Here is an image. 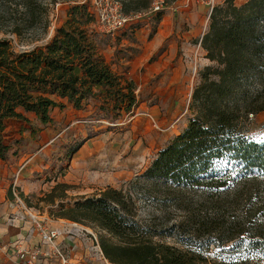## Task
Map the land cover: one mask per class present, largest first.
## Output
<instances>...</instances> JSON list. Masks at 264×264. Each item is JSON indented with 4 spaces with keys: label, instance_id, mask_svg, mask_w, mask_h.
<instances>
[{
    "label": "trees",
    "instance_id": "obj_1",
    "mask_svg": "<svg viewBox=\"0 0 264 264\" xmlns=\"http://www.w3.org/2000/svg\"><path fill=\"white\" fill-rule=\"evenodd\" d=\"M125 15L150 10L156 1L169 5L178 0H117ZM57 0H0V32L20 41L27 35L47 33L52 6ZM163 18L155 14L156 23ZM94 16L87 5L68 9L64 23L42 46L17 50L10 38L0 40V160L19 165L25 139L8 135L13 121L30 123L29 115L44 125L52 124V112L67 105L82 110L98 102L100 120L115 124L139 105L133 81L115 73L90 31ZM201 46L206 58L217 64L207 67L193 94L199 115L161 149L141 178L175 189H203L221 196L230 185L264 178V139L254 140L238 129L243 116L264 111V0L236 6L225 0L214 6ZM33 42V41H31ZM217 79L212 80L210 75ZM95 132L88 140L98 136ZM84 143L73 147L69 157ZM70 187L57 184L44 201L55 205L56 193L66 197ZM9 197L13 198L12 187ZM58 218L91 221L101 231L100 246L111 264H205L191 251L155 243L134 214V203L121 191L106 189L81 198L70 208L61 205ZM261 250L262 243L252 245ZM229 264H238L231 262Z\"/></svg>",
    "mask_w": 264,
    "mask_h": 264
},
{
    "label": "rangeland",
    "instance_id": "obj_2",
    "mask_svg": "<svg viewBox=\"0 0 264 264\" xmlns=\"http://www.w3.org/2000/svg\"><path fill=\"white\" fill-rule=\"evenodd\" d=\"M116 1L57 0L52 6L47 33L27 35L26 40L20 41L0 32V40L10 38L17 50L45 45L64 23L70 7L87 5L94 16L90 31L98 35L103 56L119 69L125 67L127 60L143 54L145 39L151 40L158 29L159 35L204 36L213 7L225 0H178L162 6L159 12L164 17L160 23L155 21L157 12L139 14L125 28L108 32L99 20L101 16L112 20L118 14L113 6ZM248 1L235 0V5L242 6ZM137 35L145 37L143 43L137 40ZM198 40L193 38L189 46L184 45L183 37L177 40L179 48L177 52L176 46L173 49L175 58L166 69L159 70L158 78L149 83L137 81L138 107L129 115L123 114L115 124L100 120L95 100L81 111L71 105L55 109L54 122L47 126L40 124L34 115H29L30 123L11 122L8 135L23 137L26 146L18 166L11 167L0 160L4 190L12 187L14 200L28 212L45 215L51 221H64L66 225L76 222L58 218L61 205L70 208L81 198L115 189L133 201L135 219L150 231L153 242L191 251L201 256L205 264H264V178L232 184L218 197L203 189L169 188L159 181L141 178L158 152L199 115L198 108L193 106L194 91L201 85L205 69L218 66L206 58L205 50L197 52ZM173 42L163 40L149 64L158 57L160 61ZM144 70L143 66L141 73ZM210 78L217 79L213 74ZM238 129L254 140L264 139V111L243 116ZM95 132L100 134L88 140ZM80 143L84 144L69 157L68 152ZM57 184L70 188L62 199L59 195L63 190H58L52 205L43 199ZM78 224L98 238L106 235L112 242H119L91 221ZM256 242L262 243L261 250L252 247ZM91 254L93 260L87 259L88 264H111Z\"/></svg>",
    "mask_w": 264,
    "mask_h": 264
},
{
    "label": "crops",
    "instance_id": "obj_3",
    "mask_svg": "<svg viewBox=\"0 0 264 264\" xmlns=\"http://www.w3.org/2000/svg\"><path fill=\"white\" fill-rule=\"evenodd\" d=\"M200 8L201 7H199V9ZM181 37L185 40V46H189V41L193 40V38H199L195 49H197V52L199 50L204 52V49L200 45V40L203 35H159L158 29V32H156V35H154L151 40H147L145 37L140 38L138 35L136 36L137 40L141 43H143L142 41L145 39L143 44L145 47V49H143L144 52L139 56H135L133 59L127 60L123 64L125 66L124 68L119 67L118 69L114 64H111V61L107 60V58L106 60L115 73L133 81L135 85L137 84V81L149 83L155 77L158 78L159 70L163 71L166 69L171 60L175 58L173 49L176 46L175 51L177 52V49L179 48L177 40ZM165 39H172V41H174L173 44H171V50L164 54L160 61L158 57L157 61L149 64L151 57L159 51V45ZM143 66L145 67V70L141 73ZM173 71L176 74L178 69L175 68ZM172 81H174V79ZM3 180L4 179L0 174V264H22L20 255L16 254L11 249L12 243H20L23 249L29 250L39 243L40 237L28 215L29 212L22 206L18 205L14 198L9 197L10 187H6L4 190L5 185L2 183ZM41 218L46 221V224L49 227H63L66 223L61 220L51 221L45 215L41 216ZM62 240L63 247L73 259L83 261H86L87 259L93 260L91 257L90 246L87 242H72L66 237H62Z\"/></svg>",
    "mask_w": 264,
    "mask_h": 264
},
{
    "label": "built area",
    "instance_id": "obj_4",
    "mask_svg": "<svg viewBox=\"0 0 264 264\" xmlns=\"http://www.w3.org/2000/svg\"><path fill=\"white\" fill-rule=\"evenodd\" d=\"M113 6L114 11L118 14L112 16V20H106L103 16H101L99 20V23H101L108 32H114L125 28L127 25H130L139 14L148 15L149 13L160 11L163 6V1H156L150 10L132 13L130 15H125L120 10L121 6L118 1L113 2ZM17 200L22 203L19 198ZM28 215L39 233L40 241L29 250L23 249L20 243H12L11 249L16 254L20 255L22 264H88L83 260H75L69 255L67 250L63 247L62 237H66L72 242L80 241L91 244L90 252L107 262L103 255L97 234L87 227L78 223L66 224L63 227H49L39 214L29 212Z\"/></svg>",
    "mask_w": 264,
    "mask_h": 264
}]
</instances>
